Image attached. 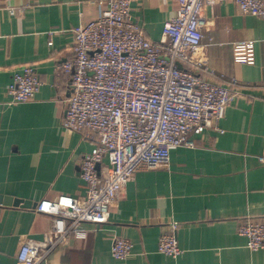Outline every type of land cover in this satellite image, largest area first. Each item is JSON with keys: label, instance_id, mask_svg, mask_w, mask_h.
Listing matches in <instances>:
<instances>
[{"label": "crops", "instance_id": "1", "mask_svg": "<svg viewBox=\"0 0 264 264\" xmlns=\"http://www.w3.org/2000/svg\"><path fill=\"white\" fill-rule=\"evenodd\" d=\"M103 1L0 0V200L30 204L0 203V264H16L22 244L51 228L52 218L36 212L42 200L85 195L80 165L94 140L64 128L72 84L57 66L72 57L74 29L98 19ZM176 10V0L131 3L154 42ZM204 14L208 71L197 73L222 85L237 80L241 95L216 128L191 135L195 147L171 152L169 168L137 172L101 230L72 236L44 264H264V250L251 251L238 234L242 219L264 220V19L242 15L231 1ZM242 41L255 42V64L233 61ZM25 65L36 68L42 86L32 101L14 104L8 86ZM174 221L176 260L158 252ZM113 235L132 242L130 259L112 256Z\"/></svg>", "mask_w": 264, "mask_h": 264}, {"label": "built area", "instance_id": "2", "mask_svg": "<svg viewBox=\"0 0 264 264\" xmlns=\"http://www.w3.org/2000/svg\"><path fill=\"white\" fill-rule=\"evenodd\" d=\"M132 1L104 0L98 19L74 29L72 57L57 66L72 84L63 126L94 140L80 165L86 192L38 204L36 212L52 218L51 228L41 240L22 244L16 264H44L72 236L85 239L88 231L101 230L137 172L169 168L171 152L195 147L191 135L216 128L241 95L237 80L222 85L197 73L208 71L204 12L231 1L242 15L264 19V0H176L175 15L165 22L158 42L147 38L135 21ZM233 61L255 64V42L234 44ZM41 86L36 68L25 65L13 74L7 92L12 103L23 104ZM178 229L179 223L172 222L158 243V252L174 260L182 254ZM238 234L251 251L264 250V220L242 219ZM133 247L112 236L115 259H130Z\"/></svg>", "mask_w": 264, "mask_h": 264}, {"label": "water", "instance_id": "3", "mask_svg": "<svg viewBox=\"0 0 264 264\" xmlns=\"http://www.w3.org/2000/svg\"><path fill=\"white\" fill-rule=\"evenodd\" d=\"M181 68V66H179ZM0 203H4L7 205H14V206H23V207H30V204L28 202H25L23 200H9V199H5V200H0Z\"/></svg>", "mask_w": 264, "mask_h": 264}]
</instances>
